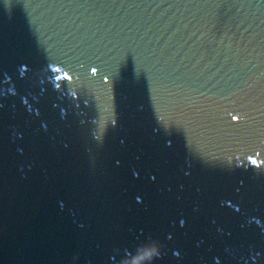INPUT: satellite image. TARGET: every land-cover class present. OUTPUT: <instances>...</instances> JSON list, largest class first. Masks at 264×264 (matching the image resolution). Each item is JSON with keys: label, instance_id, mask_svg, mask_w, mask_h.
I'll return each mask as SVG.
<instances>
[{"label": "water", "instance_id": "water-1", "mask_svg": "<svg viewBox=\"0 0 264 264\" xmlns=\"http://www.w3.org/2000/svg\"><path fill=\"white\" fill-rule=\"evenodd\" d=\"M0 264H264V0H0Z\"/></svg>", "mask_w": 264, "mask_h": 264}]
</instances>
